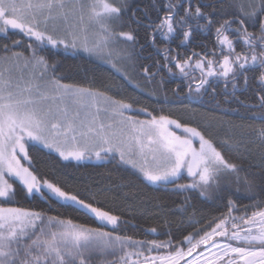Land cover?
Masks as SVG:
<instances>
[{"label": "snow or ice", "instance_id": "snow-or-ice-1", "mask_svg": "<svg viewBox=\"0 0 264 264\" xmlns=\"http://www.w3.org/2000/svg\"><path fill=\"white\" fill-rule=\"evenodd\" d=\"M141 26L160 58L140 65L135 87L168 101L165 73L179 76L187 91L178 85L176 102L194 113L205 97L218 108L235 101L233 111L246 113L241 120L259 122L247 125L251 136L221 138L206 120L190 125L107 89L63 82L48 55L83 53L131 83L129 68L145 46ZM17 33L0 44V264H264V0H150L143 7L134 0H0V38ZM246 93L251 103L240 99ZM41 156L62 168L113 161L140 183L171 186L185 204L198 193L223 202L224 211L182 239H161L156 227L135 238L126 233L128 220L101 205L104 190L48 178ZM21 198L46 207L20 206ZM52 205L64 213L52 214ZM155 211L167 217L162 206Z\"/></svg>", "mask_w": 264, "mask_h": 264}, {"label": "trees", "instance_id": "trees-1", "mask_svg": "<svg viewBox=\"0 0 264 264\" xmlns=\"http://www.w3.org/2000/svg\"><path fill=\"white\" fill-rule=\"evenodd\" d=\"M134 3L143 7L149 5L150 0H134ZM139 36L140 43L145 46L143 49H137L139 59L136 62L135 70L131 67L129 68L131 83L115 72L109 65L83 53L65 55L61 52L54 57L51 56V53L48 55L58 64V74L63 82L92 86L101 90L107 89L110 95L118 99H124L127 102L138 101L139 103H134V106H146L149 110H154L153 114H169L173 118H178L190 125H196L205 120L208 122V119L213 120L216 118L221 121L244 124L246 127L249 124L254 127L260 126L259 122L241 120L240 117L246 115V113L242 107L239 112L233 111V109L238 107L235 101L231 105L222 103V106L218 108L216 101L212 100L211 97H205L203 101L192 106L194 113L191 109L180 105L176 102V98L173 97V91L178 85L180 88H184L185 92L187 89L185 87L186 81L182 82L179 76L169 78L165 73L163 89L168 94V101H165L163 92L151 95L150 87L144 91L135 87L136 82H142L140 80L142 76L140 65H152L156 59L160 58L154 48L145 44L143 26L139 28ZM19 38L21 37L18 33L9 35L6 39L0 38V44L5 42L11 44L12 40ZM202 40L203 37H198L194 42L193 47L196 51H199V45ZM188 51L190 52L191 49ZM181 54H184L183 50ZM218 99L222 102L223 96L220 95ZM240 99L245 103H251L252 95L251 93L242 94ZM214 132L221 138L225 137V134L218 127L214 126ZM226 154L233 160L241 162V158L236 156L235 153ZM52 155L54 156L55 154ZM40 160L42 161L40 163L42 174L50 179H58L67 183L70 188H76L81 191L85 187L97 192L104 190L103 195L99 197L101 205L105 208L113 209L128 220L126 233L135 238H145V231L156 227L158 236L161 239L169 238V233L182 239L183 235L194 230L191 227L192 225L199 228L201 220H203L204 224H207L224 211L223 202L205 200L198 193H189L190 201L185 204L184 195L174 192L171 186L162 187L149 185L147 182L140 183L135 179L136 174L133 173L132 169L124 168L123 166L117 167L113 161L100 163L83 161L79 165L72 162L75 166L62 168L58 165L54 166V162L46 156H41ZM244 166L247 167V163ZM241 203L250 205L251 201L244 199ZM19 204L23 207H46L43 201L40 200L29 203L21 198ZM133 205L136 206L135 211H131ZM141 205L143 207H140ZM158 205L162 206L163 212L167 214V217L163 213L158 214L155 211ZM181 206L187 208L186 213L179 211ZM56 211L64 213L65 210L52 205V214H55ZM66 215L75 218L79 222L91 223L90 218L74 212H67ZM165 218L168 220L167 224L163 222Z\"/></svg>", "mask_w": 264, "mask_h": 264}, {"label": "rangeland", "instance_id": "rangeland-1", "mask_svg": "<svg viewBox=\"0 0 264 264\" xmlns=\"http://www.w3.org/2000/svg\"><path fill=\"white\" fill-rule=\"evenodd\" d=\"M101 62H103V61H101ZM106 65H109V64H106ZM197 75H199V73H197ZM134 107H136V106H134ZM138 116H139L140 119L147 118L146 115L143 114V113H138ZM209 120H211V119H208V122H210V123H213L214 122L213 123L214 126L220 128V130L225 134V137L226 136H229V135H233V134L236 135V136L243 135L245 137H249L252 134V128H250V127H245L244 129H232V128L229 127V121H221V120H218L216 118H214L213 120H211L213 122H211ZM177 131L179 132V130H177ZM253 148H254V151H255V146H253ZM86 161H88V160H86ZM90 162H97V161L95 159H93V160H90ZM103 162H105V161H103ZM98 163H100V162H98ZM217 239H221V238L218 237Z\"/></svg>", "mask_w": 264, "mask_h": 264}]
</instances>
